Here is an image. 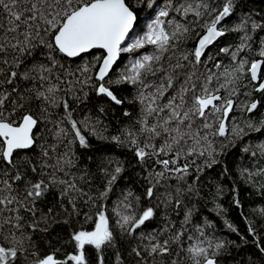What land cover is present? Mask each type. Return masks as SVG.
<instances>
[{
    "label": "snow or ice",
    "instance_id": "1",
    "mask_svg": "<svg viewBox=\"0 0 264 264\" xmlns=\"http://www.w3.org/2000/svg\"><path fill=\"white\" fill-rule=\"evenodd\" d=\"M145 2L148 8L154 7L153 0H138L141 4ZM233 5L234 0H224L222 8L216 7L213 0L170 3L158 11L142 35L125 46L137 22L128 0H0V264H19L21 254L27 253L23 242L30 241L31 235L25 234L26 229L37 230L36 204L50 187H58L60 199H66L73 210H77L76 201L84 197H87L84 204L95 203L96 197L89 196L81 186L90 183L86 170L79 176V183L76 178L59 176L69 177L77 167L72 145L78 142L81 147H88L82 132V127L89 128L88 118L84 122L73 118V101L87 98V93L81 96L78 92L91 86L97 95H105L116 104L123 103L105 83L121 53H138L149 46L153 49L151 53L136 55L115 81L107 82L132 85L136 92L134 100L140 105L139 118L122 133L126 139L121 140L119 135L111 139L130 145L138 161L148 164L144 195L154 199L163 189L160 204L165 209L173 203L177 207L181 205L184 190L179 183H186L193 172L217 164V157L226 148L248 135L245 128L257 132L264 129V119L254 123L249 118L241 126L230 115L237 106L248 113L257 110L258 101L237 105L242 87L252 86L264 95V38L257 53L259 59L249 60L239 55L246 46L250 48L244 44L251 39L247 33L234 51L227 47L219 49V53L230 57L228 64L223 63L219 53L215 57L207 54L209 46L225 35L221 22L230 16ZM171 12L185 20L191 14L194 19L184 23L170 16ZM205 16L209 19L205 20ZM197 25L202 34L197 33L195 46L181 50L178 42L196 32ZM245 27V22H241L231 30ZM251 27L264 30V26L255 22ZM41 47L47 50L44 54L47 63H33L31 68L20 71L23 57L32 56ZM93 50H102L103 55L74 68L68 64V60L75 61ZM17 80L31 82L32 86L22 88ZM33 102L39 103V114L31 110ZM57 110H62V114ZM124 115L130 113L126 111ZM41 124L43 128L37 131ZM65 125H70V130ZM70 131L72 139H68ZM243 151L249 152L250 148ZM20 153L24 155L17 159ZM257 154L264 158V143L251 150L252 157ZM122 171V166L117 165L111 173L106 172L109 178L105 191L99 193L101 198L107 196ZM29 173L37 179L29 178ZM240 174L249 180L264 177V167L254 172L243 168ZM172 179L178 182L175 195L169 191L168 181ZM187 191H195L194 184H189ZM155 214V209L148 207L138 216H121L116 226L122 236L134 238L137 230ZM29 215L32 223L26 222ZM95 216L91 230L81 229L71 234L70 242L77 251L68 255L66 261L58 259L55 253L42 257L33 254L31 264H67L68 261L89 264L86 246L98 252L103 247H115L116 236L109 217L100 209ZM191 218L192 210L188 209L179 228L168 221L159 231L141 232L139 243L130 251L135 264H217L216 256L225 242L213 245L209 241L204 246L199 237L205 235L208 225H193ZM85 219L91 217L86 215ZM189 228L199 236L196 243L185 245L186 237L193 239L187 235ZM249 231L254 229L249 227ZM5 232L16 246L5 243L9 239ZM116 259L120 260L119 251ZM97 264H104L102 254L98 255Z\"/></svg>",
    "mask_w": 264,
    "mask_h": 264
},
{
    "label": "trees",
    "instance_id": "2",
    "mask_svg": "<svg viewBox=\"0 0 264 264\" xmlns=\"http://www.w3.org/2000/svg\"><path fill=\"white\" fill-rule=\"evenodd\" d=\"M183 2L196 3L198 0H153L154 7L151 9L147 7V2L141 4L138 3V0H128L130 7L138 15V26L130 33L125 46L129 44L134 32L142 31L146 22L153 19V16L161 8L170 3ZM223 2L224 0H213L214 5L218 8H222ZM170 16H175L184 23H189L194 19L191 14L187 20L174 12H171ZM164 19L167 20L168 18ZM204 19L207 20L209 17L205 16ZM241 22H245V28L238 31L231 30ZM253 22L264 26V0H234L232 13L221 22V26L226 29L225 35L208 49L207 54L215 57L219 53V49L225 47L234 51L241 44V38L247 33L251 39L245 40L244 44L250 45V48L246 46L239 55L249 60L259 59L257 53L261 46V39L264 38V30L261 28L252 29ZM196 28L197 31L192 33L190 37L178 42L181 50L191 49L195 46L197 33L202 34L198 25ZM152 51L153 49L149 46L146 49L138 50V53H121L113 71L106 78V86H109L114 95L123 103L116 104L105 95H97L91 86L85 87L83 92H78V95L81 96L87 93V98L82 101H73L72 106L75 109L73 118L84 122L87 117L89 128L95 131L92 132L89 128L82 127L88 147H81L78 142L72 145L77 158V167L71 170L69 177L59 176V178H76L79 183V176L86 170L89 174L90 183L81 186L89 196L96 197L95 203L84 204L83 200L87 199L84 197L76 201L77 210H73L66 199L63 201L60 199L59 188L50 187L49 191L36 204L37 230L26 229L25 234H30L31 240H24L23 248L27 249V253L21 254L19 264H31L35 258L33 254L36 257H42L49 253H55L58 259L66 261L68 255L77 251L74 243L70 242L71 234L81 229L91 230L94 227L92 221L96 219L95 213L98 209L106 211L116 236V243L115 247H103L102 252H98L92 246H86L85 255L89 264H97V257L101 254L104 257V264H135L130 251L139 243V234L153 230L159 231L168 221L179 228L188 209L192 210L191 223L193 225H208L205 229V235L199 237L200 240L204 241V246H207L209 241L213 245L218 241L225 242L224 247L219 250L216 256L217 264H264V252L261 251L264 248V211H261L264 209V188L261 187L264 185V177L256 176L249 180L247 176L240 174V170L243 168H248L254 172L256 168L264 167V158L260 157L259 154L256 157L251 155V150H255L256 145L264 143V129L257 132L245 128L248 135L242 140H236L233 145L226 148L224 153L217 157V164L211 168H204L202 172H193L187 177L186 183H179V187L184 190L180 197L182 203L179 207L173 203L167 209L160 204L161 199H163L161 195L163 189L157 192L154 199H148L144 195L147 187L144 177L147 174L148 164H142L138 161L131 146L127 143L120 144L112 141L111 137L118 135L121 140L126 139L122 133L126 129L132 128L133 122L139 118L140 105L134 100L136 92L132 85L126 83L108 85L107 82L108 80L115 81L119 72L136 55L145 52L151 53ZM46 52L47 50L41 47L37 48L32 56L23 57L24 65L20 71L31 68L33 63H47L44 59ZM102 55L101 50H94L90 55H85L75 61L68 60V64L74 68L83 61L94 62L95 57ZM219 58L223 63H229L230 57L224 53H219ZM204 59H207V56ZM16 83L22 88L32 86L31 82L22 80H17ZM36 86L39 87V83ZM248 93L251 94L248 95ZM255 100H259V106L251 114L243 111L239 106L234 108L230 115L235 118L236 123L244 126L245 121L249 118L254 123L264 119V95L254 91L252 86L242 87L236 103L240 105ZM30 108L39 114V103L33 102ZM57 111L62 114V110ZM126 111L130 113L129 116L124 115ZM65 126L70 130V125ZM42 128L43 124L37 131ZM68 139H72L71 131ZM219 146L220 140L218 139L217 149ZM245 147H249L250 151L244 152ZM23 155L24 153H20L17 159ZM197 162L202 163V160ZM117 165L122 166L123 171L118 174L107 196L101 198L99 193L105 191L109 178L106 172L111 173ZM195 176H198L199 179L194 180ZM29 178L37 179L31 173H29ZM168 184L170 185L169 191L175 195L178 182L172 179L168 181ZM189 184H194L195 191L191 193L187 191ZM128 193L131 195L129 196ZM125 196H127V200L124 199ZM236 201L239 203L237 204ZM158 204L159 207H157ZM148 207L155 209V216L137 230L136 237L122 236L120 229L116 226L117 219L129 214L138 216ZM49 209L52 211L49 212ZM86 215L90 216L91 220H86ZM26 222L32 223L33 218L30 215L27 216ZM249 227L254 229V232H250ZM5 235H9V233L5 232ZM187 235L193 239L188 240L186 237L183 241L185 245L197 242L196 237L199 234L194 233L191 228H189ZM165 238L167 237L165 236ZM5 243L9 246H16V242L10 235ZM117 251L120 255L119 261L116 259ZM67 264H75V262L68 261Z\"/></svg>",
    "mask_w": 264,
    "mask_h": 264
},
{
    "label": "rangeland",
    "instance_id": "3",
    "mask_svg": "<svg viewBox=\"0 0 264 264\" xmlns=\"http://www.w3.org/2000/svg\"><path fill=\"white\" fill-rule=\"evenodd\" d=\"M156 14H157V13H156ZM156 14H155V15H156ZM155 15L153 16L154 18H155ZM154 18H153V19H154ZM153 19H151V20L149 19V20L146 22L145 27H144V29H143L142 31H139V32H136V31H135L133 37L130 38L129 43H132V42L134 41V39H135L136 37H138L139 35H142L143 32L146 31V26H147V24L150 23ZM134 58H135V57H134ZM134 58H133V59H134Z\"/></svg>",
    "mask_w": 264,
    "mask_h": 264
},
{
    "label": "water",
    "instance_id": "4",
    "mask_svg": "<svg viewBox=\"0 0 264 264\" xmlns=\"http://www.w3.org/2000/svg\"><path fill=\"white\" fill-rule=\"evenodd\" d=\"M133 11H134V10H133ZM134 12H135V11H134ZM135 14H136V16H137V22H136V24L134 25V29L138 26V15H137L136 12H135ZM225 19H226V18H225ZM134 29H133V30H134ZM220 38H221V37H219V38L217 39V41H218ZM217 41H215L214 44H215ZM214 44H213V45H214ZM213 45H210L209 48L212 47ZM209 48H208V49H209ZM208 49H207V51H208ZM93 51H94V50H93ZM101 51H102V50H101ZM120 56H121V55H120ZM119 59H120V58H119ZM119 59H118V60H119ZM118 60H117V62H118ZM117 62H116V64H117ZM116 64H115V65H116ZM115 65L113 66V69H114ZM112 71H113V70H112ZM112 71H111V72H112ZM111 72H110V74H111ZM110 74H109V75H110ZM255 101H258V106H259V100H255ZM257 108H258V107H257ZM255 111H256V110H255ZM249 114H251V113H249ZM104 211H105V210H104ZM105 214H106V211H105Z\"/></svg>",
    "mask_w": 264,
    "mask_h": 264
}]
</instances>
